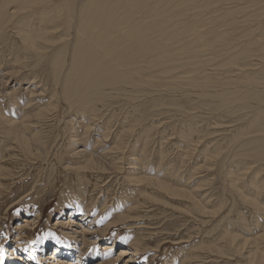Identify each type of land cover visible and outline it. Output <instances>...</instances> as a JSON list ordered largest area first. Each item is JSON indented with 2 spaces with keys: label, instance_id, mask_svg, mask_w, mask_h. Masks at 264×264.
Returning a JSON list of instances; mask_svg holds the SVG:
<instances>
[{
  "label": "rangeland",
  "instance_id": "rangeland-1",
  "mask_svg": "<svg viewBox=\"0 0 264 264\" xmlns=\"http://www.w3.org/2000/svg\"><path fill=\"white\" fill-rule=\"evenodd\" d=\"M6 1L0 0V264H48L58 245L64 257L73 253L70 259L82 247V264H96L105 249L115 264L261 263L264 239L249 254L232 249L230 237L264 233V0H189L185 9L168 10L150 39L163 47L148 53L147 41L138 39L130 50L140 51L134 62L146 72L133 74L129 85L119 75L100 102L90 96L72 105L65 95L76 11L89 1L47 0L26 9ZM26 17L29 27L17 25ZM101 31L106 45L118 32ZM122 39L113 61L125 69L121 57L132 52ZM191 126L199 129L192 137ZM194 201L206 205L197 209ZM129 243V254L119 258Z\"/></svg>",
  "mask_w": 264,
  "mask_h": 264
},
{
  "label": "bare ground",
  "instance_id": "bare-ground-1",
  "mask_svg": "<svg viewBox=\"0 0 264 264\" xmlns=\"http://www.w3.org/2000/svg\"><path fill=\"white\" fill-rule=\"evenodd\" d=\"M87 0H85L84 2H86ZM89 2H86V3H83L81 5V7H79L76 11V16L78 17L77 19L79 20V28H78V31H77V37H76V42L74 44L75 46V49L73 50L72 52V64L70 66V69H69V73L68 75L70 74L69 76V81L67 82V84L69 85V89H67V94L65 95L66 98L68 99V102L69 101H73V98H77L75 99V101L77 102H83L86 100H89L90 96H93L94 99L97 101L100 102V99L104 96V92H106L105 90L107 89L106 87L107 86H113L115 85L116 83H118V79L117 77L119 75L121 76H124L126 75V78H127V83L129 81H132V77L134 76L137 77V75H133L135 73H138V74H141L142 72H146L144 71V69H140L139 67H137L138 63L136 62L138 59L139 60V57L136 58V56H138V52H140L138 50L135 51V53L137 52V54L134 55V53L132 52V48H135L133 47V44L135 43V41L137 42V40H142V41H147V46L149 48V51L148 53H152L154 49L155 50V45L157 44H160L161 42L159 43H155L153 44L154 41H150V39L154 36H152L154 33L153 32H156L154 30H157L155 29L156 27H158V24H162V22H159V17L162 18L163 16H165V14L168 12V10L170 9H173V10H181L182 8L185 9L187 6L189 7V5L186 6V3L187 1L189 0H88ZM194 1V0H193ZM229 1V0H227ZM231 1V0H230ZM233 1V0H232ZM237 1V0H236ZM152 2L154 4H152ZM226 2V1H225ZM13 3H17V7L16 9H26L28 7H30V4H36V3H42V4H45L47 3V0H7L5 4H7L8 6H12ZM75 3V2H74ZM195 3V2H194ZM4 4V3H3ZM152 4V5H151ZM80 5V4H79ZM151 6V8H150ZM194 8L196 9H200V11L202 10V7L198 6L196 3L193 5ZM4 7V5H3ZM6 7V5H5ZM13 7V6H12ZM148 7L150 8V10L148 9ZM11 8V7H10ZM15 9V10H16ZM205 9H207L205 7ZM5 10V9H4ZM58 10V9H57ZM149 10V11H148ZM171 10V11H173ZM22 11V10H21ZM44 11H48V9H45ZM61 11H63V9H61ZM204 11V9H203ZM206 11V10H205ZM145 12V13H144ZM147 12V13H146ZM166 12V13H165ZM188 12V11H187ZM7 13V11H6ZM5 13V14H6ZM165 13V14H164ZM4 14V15H5ZM17 14V11H13L11 12V15L12 16H15ZM44 14V13H43ZM140 14H143L144 17L143 18H140L139 16L138 17H135V15H140ZM164 14V15H163ZM168 14V13H167ZM159 15V16H157ZM177 15V14H176ZM179 15V14H178ZM29 16V15H28ZM167 16V15H166ZM190 16V15H188ZM158 17V18H157ZM156 18L158 20H156ZM191 18V17H190ZM1 19L4 20V16H1ZM17 19V18H16ZM30 19V17H26V18H23V20H20L17 22V25H22V26H27L29 27V21L31 20H28ZM70 22H72L74 20V17H70ZM182 19V18H181ZM42 20V19H41ZM156 20V21H155ZM167 20V19H166ZM154 21V22H152ZM159 23H158V22ZM160 21H162L160 19ZM165 21V19H164ZM183 21V20H182ZM181 21V22H182ZM186 21V20H185ZM28 22V23H27ZM157 22V23H156ZM180 22V23H181ZM16 23V22H15ZM164 23V22H163ZM1 24V23H0ZM100 24L102 25L103 29L101 28L100 29ZM165 25V24H164ZM182 25V24H181ZM166 27V26H165ZM159 28V27H158ZM163 29V28H162ZM161 29V30H162ZM100 30L102 31H106V35H108V33H112L111 31H113V33H115L114 31L115 30H118L119 32V35L117 36V33L116 32L115 34V38H111L109 37L108 38V41L110 42L109 45H106L104 43V41L106 42L107 40L106 39H103L104 41H100V38L102 37V35L100 36ZM178 30V29H177ZM101 31V32H102ZM108 32V33H107ZM174 32H178V31H174ZM173 32V33H174ZM103 33V32H102ZM153 33V34H151ZM160 33V32H159ZM185 33V32H184ZM193 33V32H192ZM28 34V33H27ZM166 34V32H165ZM172 34V33H171ZM177 34V33H176ZM174 33V36L176 35ZM156 35V34H154ZM161 35V40H163L162 38V34ZM160 35L158 36L157 35V38L160 37ZM167 36H169L170 34H166ZM179 36V33L177 34ZM28 36H30V38L32 39V36L28 34ZM113 37V35H110ZM172 36V35H171ZM105 37V36H104ZM103 37V38H104ZM194 37V36H193ZM112 39V40H109V39ZM122 38H125V39H122ZM176 38V37H175ZM174 38V39H175ZM178 38V37H177ZM31 39H28L29 41ZM125 40L126 41V44L125 42H123L121 45H125L123 49L126 48L125 52H127L128 54V51L129 53L132 52L131 54H129L127 57L124 56V54L126 55V53L123 54V56H119L121 57L122 59H124L125 61L123 62L124 65H127L125 67V69H122L121 66H122V62L121 63V66L119 64V66H117V64H114V62L116 61H113V59H115L114 57L116 55H120V52L121 50L119 49L120 52L117 51V49H115L119 43L120 40ZM156 39V37H155ZM169 40H171V37L167 38ZM102 40V39H101ZM154 40V38H153ZM160 40V41H161ZM166 40V37L164 39V41ZM150 41V43H149ZM157 41V40H155ZM159 41V40H158ZM168 41V40H167ZM172 41H173V37H172ZM176 41V39H175ZM185 41V40H184ZM107 43V42H106ZM121 43V42H120ZM119 43V44H120ZM164 43V42H163ZM169 43V41H168ZM55 44V43H54ZM162 44V43H161ZM177 44H178V40H177ZM34 45V44H32ZM146 45V44H144ZM176 45V43H175ZM205 45V44H204ZM153 46H155L153 48ZM163 47V44L160 45ZM168 46V44H167ZM208 46V45H206ZM206 46H201L202 48H205ZM119 47V45H118ZM121 47V46H120ZM200 47V48H201ZM31 48V47H30ZM147 48V49H148ZM122 49V50H123ZM158 49H160L158 47ZM166 49V48H165ZM169 49V48H168ZM172 49V48H171ZM186 49V48H185ZM209 49V48H208ZM132 50V51H130ZM143 50V48H142ZM144 50L146 51V48L144 47ZM182 52L181 49H178ZM177 50V51H178ZM184 50V49H183ZM40 51V50H39ZM38 51V52H39ZM101 51V52H100ZM145 51H142V52H145ZM157 51V50H155ZM162 51V49H161ZM179 52V51H178ZM187 52V51H186ZM185 52V53H186ZM123 53V52H122ZM157 53V52H156ZM159 53V52H158ZM167 53V52H166ZM177 53V52H175ZM174 53V54H175ZM188 53V52H187ZM186 53V54H187ZM64 54H66L65 52V49H62L61 52L59 53L58 55V62L59 64L62 63L63 59H64ZM170 54V53H169ZM168 54V55H169ZM142 55V54H141ZM157 57H158V54H156ZM160 55V54H159ZM146 56V55H145ZM144 56V57H145ZM170 56V55H169ZM118 57V56H116ZM174 58V56H172ZM176 57H178L176 55ZM183 57V56H182ZM121 59V60H122ZM160 59V58H159ZM172 59V58H171ZM170 59V60H171ZM175 59V58H174ZM174 59L172 61H174ZM184 59V58H183ZM134 60H136L135 63ZM118 61V60H117ZM140 61V60H139ZM162 61V60H161ZM157 62V61H155ZM116 63V62H115ZM159 63L161 64L162 62L159 61ZM157 63V65L159 64ZM165 64V63H164ZM169 64V63H168ZM141 65V64H140ZM163 65V64H162ZM57 68V72L60 73V70L64 69L65 66H60V67H56ZM118 68L120 70H118ZM143 68V67H142ZM68 69V68H67ZM167 69V68H166ZM61 70V71H62ZM132 70V71H131ZM169 70V69H168ZM133 75V76H132ZM147 75V74H146ZM121 78V77H120ZM119 78V80H120ZM124 78V79H126ZM130 79V80H129ZM136 79V78H135ZM142 79V78H141ZM146 79V78H145ZM129 80V81H128ZM147 80V79H146ZM145 81V80H144ZM152 81V80H151ZM72 82V83H71ZM136 82V81H135ZM135 82H132V83H135ZM120 83H122L120 81ZM131 83V82H130ZM264 83V82H263ZM136 84V83H135ZM138 84V83H137ZM256 84V83H255ZM76 85H81L78 89H76ZM122 85V84H120ZM119 84L117 86H120ZM129 85V83H128ZM126 85V86H128ZM148 85V84H147ZM116 86V85H115ZM114 87V86H113ZM112 87V88H113ZM141 87V86H140ZM111 88V90H112ZM150 88V86H149ZM105 89V90H104ZM110 89V87H108V90ZM140 89V88H139ZM253 89V88H252ZM126 90V89H124ZM250 90V89H249ZM114 91V90H113ZM118 91V90H117ZM129 91V90H128ZM127 91V92H128ZM251 91V90H250ZM119 92V91H118ZM108 93V91L106 92V94ZM122 93V92H120ZM105 94V96H106ZM191 95V94H190ZM89 99H88V98ZM125 97V96H124ZM105 98V97H104ZM103 98V99H104ZM118 98V97H117ZM123 98V97H122ZM92 100V99H90ZM89 100V102H90ZM102 100V99H101ZM125 100V99H124ZM75 101L71 102L70 104L72 105ZM95 101V102H96ZM97 101V102H98ZM96 102V103H97ZM84 103V102H83ZM94 104V103H93ZM30 114V113H29ZM129 114V113H128ZM196 114V113H195ZM80 115V114H79ZM85 121V120H84ZM191 122V121H190ZM133 123V122H132ZM33 124V123H32ZM192 123H190L191 125ZM35 125V124H34ZM127 125V124H126ZM188 126V125H187ZM186 126V127H187ZM123 127V126H122ZM121 127V128H122ZM189 127V126H188ZM197 127V126H195ZM124 131V130H123ZM187 131V130H186ZM198 133H199V129L196 130ZM126 132V131H125ZM124 132V133H125ZM195 129L193 126L190 127L189 129V134L190 136H195ZM196 133V134H198ZM125 135V134H124ZM258 137V136H257ZM149 138V137H148ZM147 138V139H148ZM195 138H198V136H196ZM100 139V138H99ZM194 141V140H193ZM198 146V145H197ZM246 144L242 145L241 147H245ZM183 147V146H182ZM181 147V148H182ZM191 148V147H190ZM259 149V147H258ZM185 151V150H184ZM162 152V151H161ZM136 155V154H135ZM163 156V155H162ZM124 159V158H123ZM142 161V160H141ZM173 163V162H172ZM183 163V162H182ZM239 166L242 165V163L238 164ZM180 168V167H179ZM148 169V167H147ZM245 169V168H243ZM248 170V169H247ZM3 171V170H2ZM241 171V170H240ZM246 173V172H245ZM243 173V174H245ZM158 174V173H157ZM133 175V174H132ZM240 175V174H238ZM242 175V174H241ZM246 176V175H245ZM181 177V176H180ZM179 177V178H180ZM243 177V175H242ZM166 178V177H165ZM169 179V177H167ZM175 178V177H174ZM167 179V181H169ZM178 179V178H177ZM243 179V178H242ZM166 180V179H165ZM179 180V179H178ZM183 180V179H182ZM258 180V179H257ZM180 181V180H179ZM178 181V182H179ZM259 181V180H258ZM257 181V182H258ZM161 182V181H160ZM170 182V181H169ZM182 182V181H181ZM258 184V183H256ZM160 186V184H158ZM171 185V184H170ZM173 185V184H172ZM177 185H180V184H177ZM233 185V184H232ZM187 186V184H186ZM162 187H165L164 185ZM181 187V186H179ZM183 188V187H182ZM92 194V193H91ZM177 194H179L181 197H185V196H188L185 191H179ZM183 194V195H181ZM90 196V194H89ZM88 197V199H90L91 197ZM246 197V196H245ZM197 199V198H196ZM87 202V200H85ZM247 201V200H246ZM89 202V201H88ZM87 202V203H88ZM200 202V201H199ZM205 202V201H204ZM202 203L201 201V205H203V207H205L206 203ZM249 202V201H248ZM92 202H89L88 205H87V208L90 207L89 205L91 204ZM86 204V203H85ZM212 204V203H211ZM259 204V203H258ZM93 205V204H92ZM95 205V204H94ZM201 205L199 203H196V201H194V206L197 207V209L201 208ZM261 206V205H260ZM86 207V206H85ZM194 208V207H193ZM92 208L90 207V210ZM196 209V208H195ZM194 209V210H195ZM197 209L195 211H197ZM205 210V209H204ZM87 211V210H86ZM89 212V210H88ZM103 212V211H102ZM101 212V213H102ZM207 212V211H206ZM212 213V212H211ZM70 224L74 223L73 221V218L72 215L74 216V213L71 212L70 213ZM95 218H92V220H94ZM97 219V218H96ZM25 220V223H29L30 220L29 219H24ZM96 222V221H95ZM34 224V223H33ZM88 227V226H87ZM24 228V227H23ZM21 226L18 227L19 230H22L23 229ZM83 228H86L85 225H83ZM17 230V229H16ZM90 231V230H89ZM19 232V231H18ZM25 232V231H24ZM28 232V231H27ZM26 233V232H25ZM83 234V240H82V244L84 246H87L89 248L90 246V243L89 241L86 239L87 235L86 233L84 234V231L82 232ZM89 233V232H88ZM97 233V232H96ZM24 234V233H23ZM22 235V233H21ZM29 235V234H28ZM27 235V236H28ZM31 236V235H30ZM140 236V235H139ZM241 236V235H240ZM24 237V236H23ZM26 237V236H25ZM24 237V238H25ZM143 237V236H142ZM27 238V237H26ZM29 238V237H28ZM27 238V239H28ZM141 238V237H140ZM231 239V244H232V249H233V246H235V250L237 248V250L239 251H243L245 248V251L247 253L251 252V250H248V248L253 245V243L256 241V240H263L264 239V233L263 234H260V235H255L253 237H245L244 239L240 238L239 235L238 237L237 236H234V237H230ZM98 239V237H97ZM117 240V239H116ZM228 240V239H227ZM113 241V240H112ZM65 242V241H64ZM92 242V241H91ZM133 242V241H131ZM227 242V241H226ZM229 242V240H228ZM98 243V240L97 242ZM114 243V242H113ZM134 243H136V241L134 240ZM140 244L139 242L136 243V245ZM229 244V243H228ZM229 244V245H231ZM111 245V244H110ZM106 246H109V245H106ZM64 247V246H63ZM62 245L61 246H57L55 249H58L57 250V253H58V259H59V264H82L84 262H86L85 259H83V253H84V250H82V247H81V250L79 251V254L78 256L74 257V259H70L71 257H73V253H70V254H66L65 257L63 255V250L65 248H63ZM69 247V246H68ZM38 248V247H37ZM70 248V247H69ZM77 248V247H76ZM110 248V247H108ZM31 249L35 250V247L31 246ZM78 249V248H77ZM86 249V248H84ZM102 249V248H101ZM112 249V248H111ZM132 249V243H129V247H125V248H122L120 249V254H119V258H121V255H127L129 254V250ZM32 250V251H33ZM67 250H71L70 249H67ZM109 249H105L104 251V255H102L101 259H99L98 261H94L96 264H115V261L116 260H113L112 257L108 256L109 253H107ZM209 249H207L208 251ZM212 250V249H210ZM219 250V249H218ZM92 251V250H91ZM112 251V250H111ZM137 251H138V248H137ZM249 251V252H248ZM19 252V251H18ZM18 252L17 255H18ZM56 253V255H57ZM102 253V252H101ZM106 253L108 254L106 256ZM35 254V253H34ZM86 254V253H84ZM98 254V253H97ZM96 254V255H97ZM250 254V253H249ZM63 257H62V256ZM257 255V252L255 253H252L250 256L252 257H256ZM36 256V254H35ZM42 256V255H41ZM99 256V255H97ZM123 257V256H122ZM19 258V257H18ZM41 258V257H40ZM53 258V257H52ZM50 258V259H52ZM94 259L96 257H93ZM126 263L131 260V258L129 257H126ZM227 258V257H226ZM17 259V258H16ZM49 259V258H48ZM47 259V260H48ZM49 259V260H50ZM54 259V258H53ZM134 259V258H133ZM201 259V258H199ZM40 260V259H39ZM46 260V261H47ZM120 260V259H119ZM0 261H1V257H0ZM91 261V260H90ZM117 262V261H116ZM131 262V261H130ZM2 263V262H1ZM58 264V263H57ZM129 264V263H127ZM146 264H149V263H146ZM259 264H264V258L261 260V263Z\"/></svg>",
  "mask_w": 264,
  "mask_h": 264
},
{
  "label": "snow or ice",
  "instance_id": "snow-or-ice-1",
  "mask_svg": "<svg viewBox=\"0 0 264 264\" xmlns=\"http://www.w3.org/2000/svg\"><path fill=\"white\" fill-rule=\"evenodd\" d=\"M47 238V237H46ZM3 250L2 249H0V252H2Z\"/></svg>",
  "mask_w": 264,
  "mask_h": 264
}]
</instances>
